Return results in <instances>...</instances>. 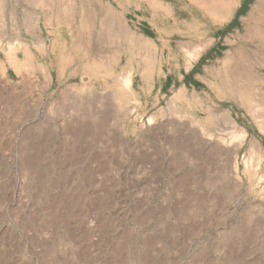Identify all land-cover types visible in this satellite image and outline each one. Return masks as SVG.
Instances as JSON below:
<instances>
[{"label":"rangeland","instance_id":"rangeland-1","mask_svg":"<svg viewBox=\"0 0 264 264\" xmlns=\"http://www.w3.org/2000/svg\"><path fill=\"white\" fill-rule=\"evenodd\" d=\"M246 1L0 0V264H264Z\"/></svg>","mask_w":264,"mask_h":264},{"label":"crops","instance_id":"crops-1","mask_svg":"<svg viewBox=\"0 0 264 264\" xmlns=\"http://www.w3.org/2000/svg\"><path fill=\"white\" fill-rule=\"evenodd\" d=\"M196 66H197V63L189 71L185 72V77H184L185 81L191 80L193 78V73L195 69H197Z\"/></svg>","mask_w":264,"mask_h":264},{"label":"trees","instance_id":"trees-1","mask_svg":"<svg viewBox=\"0 0 264 264\" xmlns=\"http://www.w3.org/2000/svg\"><path fill=\"white\" fill-rule=\"evenodd\" d=\"M250 1H251V0H247V1H246V3H245V8H247V6H248V3H249ZM241 13H242V12L240 11V12H239V14H241ZM234 24H236V25H237V22L235 21V23H234Z\"/></svg>","mask_w":264,"mask_h":264},{"label":"bare ground","instance_id":"bare-ground-1","mask_svg":"<svg viewBox=\"0 0 264 264\" xmlns=\"http://www.w3.org/2000/svg\"><path fill=\"white\" fill-rule=\"evenodd\" d=\"M233 122V120H231V123ZM233 125H234V122H233Z\"/></svg>","mask_w":264,"mask_h":264}]
</instances>
